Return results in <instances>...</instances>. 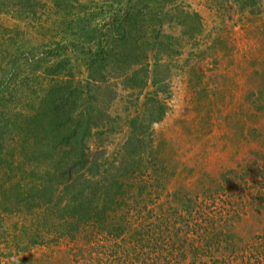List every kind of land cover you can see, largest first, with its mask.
Listing matches in <instances>:
<instances>
[{
	"label": "rangeland",
	"instance_id": "374dc122",
	"mask_svg": "<svg viewBox=\"0 0 264 264\" xmlns=\"http://www.w3.org/2000/svg\"><path fill=\"white\" fill-rule=\"evenodd\" d=\"M101 47L115 55L90 80ZM62 79L84 91L80 136L90 122L87 147L109 157L107 172L135 194L108 229H62L75 196L51 182L45 152L65 134L52 132L60 120L53 124L43 96ZM153 98L167 106L161 121L152 122ZM135 138L143 154H124ZM15 139L40 150L13 156ZM258 153L264 0H0V264H264V201L225 186L237 171L240 187L260 189L264 175L245 180ZM45 185L51 200L34 211L40 198L33 203L29 187Z\"/></svg>",
	"mask_w": 264,
	"mask_h": 264
},
{
	"label": "trees",
	"instance_id": "16d2710c",
	"mask_svg": "<svg viewBox=\"0 0 264 264\" xmlns=\"http://www.w3.org/2000/svg\"><path fill=\"white\" fill-rule=\"evenodd\" d=\"M128 24V21H124L123 23L121 22L119 25L120 29L122 30L121 32L123 39H125V47L127 42L126 35L129 32ZM100 55L103 56V61L96 60L92 65L90 64L88 67L90 80L94 78L93 72L100 74V72L105 69L106 62H108V64L112 62L113 56L115 55L114 49L101 47L100 52L97 56ZM148 62V60L145 62L147 64V68H149ZM56 65L59 67V69H62L59 72L67 71V68L65 67L66 64L63 63V59H58V63H56ZM64 76L65 75H63V77ZM77 86L79 87V89L76 88ZM2 87L5 88V86ZM47 92L48 93L43 96L46 100L45 103L47 109H49L48 113L53 118L52 122L53 124H55L60 120L59 125H54L52 127V132L57 131L59 137L62 134H65V136L62 135V138L55 142V150L52 151V153L47 154V152H45V154L47 155L45 157L54 161V171L50 174L52 180L51 182L57 183L58 186H60L61 184H65L64 189L68 191L69 194L75 196L73 205H67L68 210L66 212H69L70 217L69 221L66 220L65 223H62L63 232L67 234H72L74 231H76V229H79L81 226H83V224H90L91 222H94L97 225L99 224L103 228L108 229V224L111 223L110 219H113V215L118 211L119 205L127 206L130 203L131 198L135 194L129 192L130 188H128L129 190H126L125 185L123 183H119L118 179H116L112 174H109V172H107L106 166L111 165L109 157H107L104 153H101L100 155L99 151L93 154V151H90V148L87 147V142L85 141V134H89L92 128L90 122H87V125L89 126H87V131H85L83 136H80L79 131L76 129L77 127L83 125L84 119H86L85 112L77 114L78 110L81 111V103L84 100V91L80 87V85L75 84L74 79L66 81L65 79H62ZM74 93L75 97L72 96V94ZM154 95V92L148 93V96L153 97ZM156 104V99H151V107L149 110L150 112H152V114H157V117H152V122L161 121L167 111L166 105L163 106L161 104V106H158L156 108ZM145 105L147 110V106L149 105ZM71 107L74 108L71 109ZM94 108L95 107H92L93 111ZM65 110L70 111L68 123H65L66 119L62 122V120L64 119L63 114ZM144 126L146 125H140V127L142 128H144ZM65 129H67V132L72 131V135L67 137L66 134L68 133L65 132ZM74 133L75 135L73 136ZM23 142L26 141L17 139L13 140L12 143L15 145H13V147H9V153L14 156L16 153H21V150L23 149L28 154H35L38 150H40V148L36 147V145L33 144L31 141H27L25 143V146ZM130 142L132 143L134 148L130 149L127 146L130 144H127L122 148L123 153L125 154V152H128L130 156L132 150H134L137 151L139 155H142L143 153L141 152L144 151V143L142 139L135 138V140H130ZM43 148L44 146L41 148V150ZM129 150H131V152H129ZM123 153L121 152L122 155ZM252 164L253 169H250L246 172L245 177L247 179L245 180L247 182L254 181V183L257 184L260 183L257 181H262L261 175H264V170L262 169L264 167V154L258 153L255 158H253ZM34 167L35 166H33L32 168ZM103 171L105 172L106 177L104 179H98V176ZM229 174H232L233 176L231 178L228 177L229 179L226 180L227 184L225 186H227L228 190H231L234 195L236 192H238L235 197L239 196L238 198H244L248 196L247 190H249L250 192L254 191L253 193H251V196L255 198L252 199L254 204H258V206L262 205L264 201L263 184H260V189H256V185H248V189H245L235 183L241 182L244 176L241 177V175H239L237 171H230ZM120 186L123 188H121ZM29 188L30 192L32 191V193L33 191H36L34 196L30 194L33 203L37 200V198H40V202L38 203V205L34 204V211H37V209H41L42 211L46 209L51 200V198L48 197L50 193H48L47 191V185H45L44 187H40V189H37L36 186ZM223 188L224 186L221 187V189ZM228 202L229 204L232 203L231 200H228ZM196 204H198V202H196ZM110 206L113 207L114 211L110 210ZM32 216L33 217H31L30 220L38 219V217H36L38 215L35 212L32 214ZM52 223H54V221L51 220V218L47 219V227H49V224ZM112 230L119 231V229L114 226ZM117 235H119V232L117 233ZM44 238L46 237H43V239ZM159 250L160 248H158V251Z\"/></svg>",
	"mask_w": 264,
	"mask_h": 264
}]
</instances>
